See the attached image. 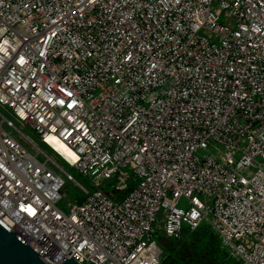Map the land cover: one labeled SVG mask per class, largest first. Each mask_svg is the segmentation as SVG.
Masks as SVG:
<instances>
[{"label":"built area","instance_id":"built-area-1","mask_svg":"<svg viewBox=\"0 0 264 264\" xmlns=\"http://www.w3.org/2000/svg\"><path fill=\"white\" fill-rule=\"evenodd\" d=\"M0 104V219L50 264H162L202 222L264 264V0H0Z\"/></svg>","mask_w":264,"mask_h":264},{"label":"trees","instance_id":"trees-1","mask_svg":"<svg viewBox=\"0 0 264 264\" xmlns=\"http://www.w3.org/2000/svg\"><path fill=\"white\" fill-rule=\"evenodd\" d=\"M35 137L38 141L36 135ZM42 145L51 151L45 144ZM127 191L128 188L121 193L115 192L113 197L117 199ZM189 232L192 234L190 241L183 240L178 242L177 240L160 239V242L164 244L167 250L162 264H241L239 260L231 257L221 246L220 238L208 226L201 225L194 231ZM217 243L220 248L222 247L220 257H218L217 253Z\"/></svg>","mask_w":264,"mask_h":264},{"label":"rangeland","instance_id":"rangeland-1","mask_svg":"<svg viewBox=\"0 0 264 264\" xmlns=\"http://www.w3.org/2000/svg\"><path fill=\"white\" fill-rule=\"evenodd\" d=\"M0 113L2 115H4L5 117L12 118V113L9 111V109L6 106L1 105V104H0ZM13 122H14L15 126L20 131H22L23 133L28 135L33 141L35 140L38 143V145L42 146L46 150V152L50 154V156L52 158H54L58 163H60L62 165V167L74 178V180L77 183H79L81 186H83L89 192H91L93 189H95V187L92 186L90 179L88 177L82 176L74 168H71L68 165L64 164V162L62 160H60V158L56 154H54V152L50 151L45 146L40 144L37 141L35 134L31 129H29L23 123L15 120V119H13ZM51 168L55 169L53 166H51ZM125 170H126V168H125ZM61 177L64 179V183H63L62 187L60 188V192L65 193V196L60 200L59 206L61 207V209H67L68 208L67 204L74 203V201L76 199L84 198L86 196V193L81 188H79L77 185H75V183L73 181L67 180L65 175L61 174ZM113 183H115V181L112 178L108 179V180H103L101 182V184L96 188H98L101 192L108 194L111 197H113L114 196V192L112 191V189H113L112 184ZM203 224H205V223L202 222V226H203ZM162 238H164V236H163V233L161 230H158L153 237V239L157 242L158 246H160L162 248V250L165 251V253H166V251H167L166 247L164 246L163 243L160 242V239H162ZM191 239H192L191 232L185 231L183 233L182 237L177 241L178 242L183 241V240L190 241ZM216 241H217V239H216ZM216 245L218 247V251H217L218 257H220L221 256V248L223 246L221 245L222 247L220 248L218 243Z\"/></svg>","mask_w":264,"mask_h":264},{"label":"water","instance_id":"water-1","mask_svg":"<svg viewBox=\"0 0 264 264\" xmlns=\"http://www.w3.org/2000/svg\"><path fill=\"white\" fill-rule=\"evenodd\" d=\"M0 264H50L0 219ZM57 264H78L64 257Z\"/></svg>","mask_w":264,"mask_h":264},{"label":"bare ground","instance_id":"bare-ground-1","mask_svg":"<svg viewBox=\"0 0 264 264\" xmlns=\"http://www.w3.org/2000/svg\"><path fill=\"white\" fill-rule=\"evenodd\" d=\"M56 148L59 149L60 151H62L63 153H66L68 155H71L70 151L67 149V147H65L64 145L60 144L59 142H57L55 144Z\"/></svg>","mask_w":264,"mask_h":264}]
</instances>
